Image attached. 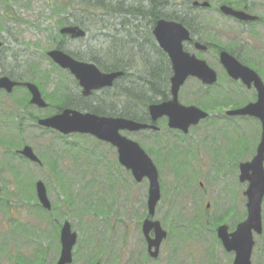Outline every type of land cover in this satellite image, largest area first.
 I'll return each instance as SVG.
<instances>
[{
  "label": "rangeland",
  "instance_id": "374dc122",
  "mask_svg": "<svg viewBox=\"0 0 264 264\" xmlns=\"http://www.w3.org/2000/svg\"><path fill=\"white\" fill-rule=\"evenodd\" d=\"M64 1L0 0V40L3 42L0 64L4 57H9L14 63L7 62L14 68L18 66L17 72H38L44 93L50 94L59 85L66 84L69 96L78 98L79 89L73 78L55 67L46 52L59 44L64 52L73 57L79 56L83 61L95 56L100 63L113 64L105 54H101L106 45L120 40L113 33L121 31L123 27L120 23L126 21L127 17H113L110 12L96 9L88 12L83 5L79 9L75 4L62 8ZM197 1H209L211 6H217L223 0ZM180 2L174 0L169 6H177ZM246 5L251 6L253 14L264 18V0H247ZM101 13L104 15L101 16ZM76 21H83L84 26L90 28L87 37L82 40L59 38L60 27ZM228 21L215 20L220 33L230 29L224 35L226 37L219 38L220 44L232 47V37L240 32L238 45L241 47V58L244 64H251L247 65L250 69L255 72L258 69L264 83V25L254 23L241 27ZM208 63L218 76L222 74L215 58L212 57ZM135 64L139 67L142 65L141 62ZM132 81L134 79L130 78L120 86L129 87ZM236 84L228 79H220L214 87L208 88V112L212 124L208 126V137L214 144L210 145L208 140V146L211 150L217 148L216 156L219 158L225 157L220 160L225 168L216 169L215 165L209 168L208 178H201L202 188L196 183L191 188L193 190L188 191L183 180L176 183L173 155L161 152L171 150L175 141V132L166 127L165 121L161 123L158 133H122L145 150L158 170L161 198L153 219L160 222L168 236L156 259L146 256L141 234V224L147 215V180L134 182L130 172L118 164L116 151L110 146L90 136L56 135L29 121L27 114L21 110L23 120L18 131L16 124L20 120L10 115L17 111L15 100L26 94L23 90H17L11 97L0 92V264H19V260L31 262L38 256L42 259L40 264H55L60 251L58 234L64 221H69L72 230L78 234L72 264H89L91 259L100 255L101 264H232L233 253L224 251L211 225L215 220L223 219L222 224L232 231L238 222L245 219L246 199L242 193L247 184L238 181L237 166L253 157L260 139V128L255 120L243 118L228 121L222 119L225 117L222 108L218 110L216 107L223 103L224 97L229 105H245L254 101L256 93L252 88L248 90L240 83ZM120 91V88H115L114 94ZM203 91L198 82L190 79L182 87L179 101L184 105H196ZM112 95L111 91L100 94L93 97L92 102H105ZM45 100L53 106L49 100ZM217 100L220 102L212 104ZM212 107L215 108L209 110ZM121 109L123 105L117 104L113 110L106 111L116 113ZM27 110L39 118L54 113L49 107L46 110L32 107ZM201 129L202 126H199L192 134ZM16 134H19L20 142L30 146L40 158L41 166L31 164L1 144L4 139L15 138ZM230 148L234 151L228 150ZM50 159L54 160L60 174L55 175L50 170ZM58 180L69 189L73 206H60L65 196ZM37 181L45 185L48 198L55 206L50 212L37 205L34 194ZM208 204L209 208L206 209ZM99 208H104L103 215ZM261 217L263 231L260 236H254L251 264H264L261 252L264 250V197ZM192 218L198 224H190ZM90 239L99 242L86 249L87 240Z\"/></svg>",
  "mask_w": 264,
  "mask_h": 264
},
{
  "label": "water",
  "instance_id": "95a60500",
  "mask_svg": "<svg viewBox=\"0 0 264 264\" xmlns=\"http://www.w3.org/2000/svg\"><path fill=\"white\" fill-rule=\"evenodd\" d=\"M206 5V4H203ZM221 10L240 20H254L256 17L247 15L244 12L235 11L226 6ZM61 34L69 35L70 38H81L84 31L78 27H65L60 30ZM154 36L159 46L168 54L171 59L174 74L170 79V94L172 99L166 103L152 105L149 107V114L153 121L167 115L168 125L171 128L187 131L190 125H196L200 120L206 118V113L195 107H183L177 101L179 88L187 77H196L203 84L212 85L216 82V74L203 62L195 57L183 54L181 41L187 38L184 29L175 22L158 21L155 27ZM0 42V47H1ZM47 56L62 69H67L77 80L81 88V95L87 97L93 91L112 87L114 81L123 76V72L115 71L109 73L101 72L95 65L78 62L64 54L60 50H53ZM220 63L226 69L228 75L234 80H241L247 88L251 84L257 93V100L245 107L228 111L229 116H249L261 123L260 142L256 148V154L250 162L239 165V181L247 182L244 192L246 197V219L239 223L233 233H228L225 225L217 228V237L221 241L226 252L234 253L232 264H251V254L254 247L253 234L262 233L261 224V203L264 196V84L255 72L238 63L226 53L220 54ZM22 85L27 88L30 94L29 104L39 109H45L47 104L42 100L36 85L32 83H18L8 77H0V90L11 93L13 88ZM38 125L56 130L63 135L72 133L87 134L100 141L110 143L117 149L118 161L121 166L131 171L136 182L143 178L149 181L147 209L149 217L154 215L156 204L160 200L158 175L152 161L140 148V146L122 137L119 131L137 132L147 128L156 129L122 118L99 117L94 114H82L75 110L65 109L52 117L39 120ZM19 155L32 163L40 164L29 146H24L18 152ZM36 196L39 204L49 210L51 204L47 198L46 189L42 182L35 185ZM142 234L147 243V251L151 258L158 256L162 241L166 238V232L161 228L160 223L145 219L141 227ZM153 233V238L150 237ZM61 252L57 264L72 263V249L76 243V234L71 232L70 224L65 222L60 231ZM98 264V263H96Z\"/></svg>",
  "mask_w": 264,
  "mask_h": 264
},
{
  "label": "flooded vegetation",
  "instance_id": "af4514ba",
  "mask_svg": "<svg viewBox=\"0 0 264 264\" xmlns=\"http://www.w3.org/2000/svg\"><path fill=\"white\" fill-rule=\"evenodd\" d=\"M180 1L181 2L177 6L165 7L164 0H125L127 5L126 12L124 11L125 16L127 17V20L125 21L126 30L124 31V35L120 36L119 39L124 43L127 49V57H130L132 60L142 62H155L156 64H160V62L167 63L169 65V77L171 78L174 74L173 68L171 66V59L159 47L153 35V31L157 26V22L164 20L177 23L187 33V38L181 41V50L183 54L189 55L190 57L193 56L196 58V60L203 61L209 68L211 66L210 63H208V60L213 57L218 61V64L222 70V74L218 76V73L216 72L215 74L217 78L228 76L226 69L220 63L221 53H226L241 65H245L240 55L241 47L238 45L241 39L240 32L236 33L235 36L232 37V47L222 45L220 44L219 38L226 37L224 35H227L230 32V29H228L227 32L220 33L214 23L216 19L229 20L228 22L231 21V23L241 27L252 25L254 23H260V19H258V21H239L231 16L224 15L223 11V13H221V9L219 11V6L225 4L235 9L252 13L251 6L246 5L247 0H223L220 1L217 6H211L209 4L206 7L192 5V3L197 0ZM207 2L209 3V1ZM165 11L170 13L166 18L162 17ZM192 78L195 77H189L188 80ZM197 82L204 90L202 93V98L205 102V106H202V103H199L198 107L204 112L208 113V85H203L198 80ZM251 87L253 88L251 85L248 90H250ZM114 89L115 88H110L108 90L103 89L104 91L101 90L102 92H94L92 95H90V97L87 98H96L98 95L109 92L110 90L113 95L110 97V100H108L109 106H114L115 101L113 100H116ZM159 98L161 99V97ZM168 99L161 101V103L167 101ZM225 99L226 97L223 98L222 104H225L226 108L229 109L226 110L224 107H222L223 115L225 116H223L224 118L222 119H226L228 121L243 119V117L226 115L227 111L235 110L241 106L239 104L229 105ZM125 106L127 109H129L130 103L125 104ZM146 114L149 120L150 118L148 113ZM162 121L163 119H161V123ZM255 122L259 123V121L256 119ZM209 125L212 124L207 118L200 121L198 125L191 126L188 129V133L186 134L182 133L180 130L173 131L175 132V141L171 147V150L169 148V150L166 151L161 150V152H166L164 155H173V166L175 169H178L176 183L183 180L188 191L193 190L191 188L196 182L199 184L200 188L203 187L201 178H208V169H212L213 165H215L216 169L219 168L220 170H223L225 168V166L222 164L220 166V164L217 163L220 161H218L216 159V155L213 154V149L211 150L208 146V140L210 141V145H213L211 137H208ZM199 126H202V129L200 131L197 130L195 134H192L194 131H196V129H198ZM158 152H160V148ZM187 173L188 175L185 176ZM199 179H201V181H199ZM177 187H179V185H177ZM187 195L190 196L191 194ZM188 202H190V199Z\"/></svg>",
  "mask_w": 264,
  "mask_h": 264
},
{
  "label": "trees",
  "instance_id": "16d2710c",
  "mask_svg": "<svg viewBox=\"0 0 264 264\" xmlns=\"http://www.w3.org/2000/svg\"><path fill=\"white\" fill-rule=\"evenodd\" d=\"M174 0H164L165 7H168L171 2ZM75 4L76 7L80 4L83 5L86 11L89 12V10L96 9L100 12L106 11V12H112L114 15H121L125 14L122 10L125 8V3L119 1V0H65V2L62 4V8L69 7L71 5ZM119 9V10H118ZM92 15V14H91ZM169 12L165 11L164 15L162 17H168ZM97 17V16H96ZM78 23L80 26H84V23L82 22H75ZM123 24V23H122ZM56 48H61V45H56ZM122 46L114 47L113 50L106 51V58L111 59L113 64L110 63L109 65H105L104 63H100L95 56H92L90 62H93L96 64L102 71L104 72H110V71H134V73H127L124 75L123 78L116 81L114 84L115 88H120L121 91L117 92V100L122 102H118V104H121L125 106L126 100L132 101V108L131 109H123L119 110L116 113H113L111 111L106 110H113L110 109L109 104L105 102L100 101H93L89 98L83 99L80 96L78 98L70 97L67 92H64V85L61 84L59 87H57L52 93H46L45 97L47 99H50L53 103V106H51V109L54 113L60 112L63 108H73L80 111H86L91 112L95 114H109L114 116H120L125 117L128 119H132L138 122H146L147 121V107L149 104L154 102H159L166 100L168 98V88H169V65L167 63L160 62V64L151 63L143 61V64L139 67L136 62H133V60L130 57H127V49H121ZM119 50V52H118ZM120 50H122V54L120 53ZM234 51V50H232ZM77 58L81 59L79 56H76ZM9 57H4V59L1 61L2 64H0V76L6 75L14 80L22 81V80H29L33 81L43 92L44 85L40 82V76L37 71H27L24 73L17 72L18 66L15 68L11 65V63H14L13 61H10ZM12 60V59H11ZM126 60V62H124ZM10 61L11 63L7 62ZM249 65L250 63L247 62ZM159 66V68H158ZM36 67V66H34ZM37 68V67H36ZM164 72V73H163ZM51 74V73H50ZM130 78H133L134 81L130 83L129 87H121L122 84H125L126 81ZM48 80V75H46V81ZM121 85V86H120ZM19 89V88H17ZM24 89V88H23ZM25 90V89H24ZM26 91V90H25ZM44 94V92H43ZM28 97L29 95L26 92L25 96H19L15 101V105H17V111L12 113L10 116H13L16 119H19L20 121L16 124L17 130H21L22 126V116L20 114V110L24 111V113L27 114V119L29 121H32L33 123H36L37 116L33 115L31 112H29L27 109L31 108V106L28 103ZM161 97V99L159 98ZM14 101V102H15ZM200 102H202V105L205 106L204 100L200 99ZM217 102H220L219 100L212 102V104H215ZM210 102H208L209 106ZM237 105V104H236ZM117 106V104H116ZM225 106V104L221 105ZM7 105L5 106V108ZM217 109L220 107L219 105H216ZM235 107V106H234ZM215 107L210 108L209 110H213ZM8 114V113H7ZM6 115V113H5ZM17 136L9 137V139H4L1 144L5 145L9 149H12L14 153L17 149H19L21 146L25 145L23 142H20L19 134H16ZM51 160V159H50ZM55 162L54 160H51V169L56 172L55 170ZM87 186H85L86 188ZM60 188L62 192L64 193L65 197L68 198V202L65 201L63 203L66 206H73L74 201L72 200L73 197L69 193V189L62 183L60 185ZM175 189V188H174ZM87 196V195H86ZM72 198V199H71ZM5 206V205H3ZM62 206V204L60 205ZM101 215L104 214V208H99ZM98 214V212H95ZM192 219L190 224H198L197 222H193ZM197 221V220H196ZM193 222V223H192ZM223 223V219H217L214 221L213 226H217ZM99 241L95 239L87 240L86 249L88 247H94L95 244H97ZM262 255L264 257V250H261ZM101 255L97 256V258L91 259L89 261V264H94L96 262H101ZM24 260H19L21 264H40L41 263V257L34 258L31 262H23ZM101 264V263H100Z\"/></svg>",
  "mask_w": 264,
  "mask_h": 264
}]
</instances>
